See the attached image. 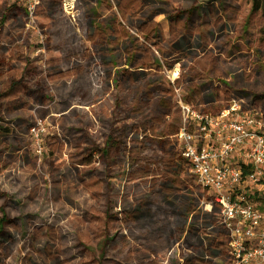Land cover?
Segmentation results:
<instances>
[{"label":"rangeland","instance_id":"1","mask_svg":"<svg viewBox=\"0 0 264 264\" xmlns=\"http://www.w3.org/2000/svg\"><path fill=\"white\" fill-rule=\"evenodd\" d=\"M261 4L0 0V264H231L172 137L264 116Z\"/></svg>","mask_w":264,"mask_h":264},{"label":"built area","instance_id":"2","mask_svg":"<svg viewBox=\"0 0 264 264\" xmlns=\"http://www.w3.org/2000/svg\"><path fill=\"white\" fill-rule=\"evenodd\" d=\"M27 3L32 13L40 0ZM180 110V154L212 196L210 211L219 209L231 264H264V116L237 103L218 114L187 103Z\"/></svg>","mask_w":264,"mask_h":264},{"label":"trees","instance_id":"3","mask_svg":"<svg viewBox=\"0 0 264 264\" xmlns=\"http://www.w3.org/2000/svg\"><path fill=\"white\" fill-rule=\"evenodd\" d=\"M261 7H262V9H264V0H262V4H261ZM259 9V4H258V2H256V4H255V6H254V10L256 11V10H258ZM188 104V103H187ZM190 105V104H189ZM195 108V107H194ZM200 111H202V112H206V113H210V112H207V111H204V110H200ZM212 114H215V113H212ZM218 114V113H217ZM180 130V129H179ZM179 132V131H178ZM178 132L177 133H175L174 135H173V140L176 142V144H178V140H177V134H178ZM179 148V147H178ZM181 155V154H180ZM176 164H178V166H180L181 168H182V171H184V173L186 172H188L189 173V169H188V166H187V163L183 160V158H182V156H181V159H179L178 158V160L176 161ZM190 174V173H189ZM191 175V174H190ZM192 177H194L193 175H192ZM194 179L196 180V178L194 177ZM196 182H197V180H196ZM198 183V182H197ZM199 185V184H198ZM200 186V185H199ZM200 188H202L201 186H200ZM211 201H212V199H211ZM210 201V202H211ZM216 206H214L213 208H215ZM217 208V207H216ZM218 209V208H217ZM219 210V209H218ZM210 212H212V210L211 211H209V213ZM220 213V212H219ZM221 220V219H220ZM5 222H6V218H5V215H2V217L0 218V232L2 231V228H3V225L5 224ZM219 224V227H220V229L223 231V232H221V235H220V237H221V239H222V247H225L226 248V255H227V257L230 259V255H229V247H228V243H229V239H228V236H227V232H226V230L224 229V227H222L221 225H220V223H218Z\"/></svg>","mask_w":264,"mask_h":264},{"label":"flooded vegetation","instance_id":"4","mask_svg":"<svg viewBox=\"0 0 264 264\" xmlns=\"http://www.w3.org/2000/svg\"><path fill=\"white\" fill-rule=\"evenodd\" d=\"M180 238H181V235H180ZM180 238H179V240H178L177 238H175V240H178V242H180L181 240H183V238H181V239H180ZM230 260H231V258H230ZM196 261H198V262H197L198 264H204V262H202L201 260H196ZM183 262H184V259L181 258V259H179L178 264H183ZM185 264H186V263H185Z\"/></svg>","mask_w":264,"mask_h":264}]
</instances>
